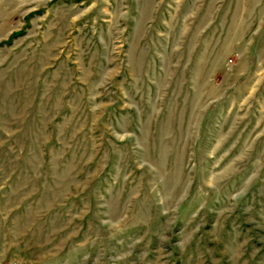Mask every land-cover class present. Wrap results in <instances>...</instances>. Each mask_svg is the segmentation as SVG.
I'll return each instance as SVG.
<instances>
[{
  "label": "rangeland",
  "instance_id": "1",
  "mask_svg": "<svg viewBox=\"0 0 264 264\" xmlns=\"http://www.w3.org/2000/svg\"><path fill=\"white\" fill-rule=\"evenodd\" d=\"M0 264H264V0H0Z\"/></svg>",
  "mask_w": 264,
  "mask_h": 264
}]
</instances>
